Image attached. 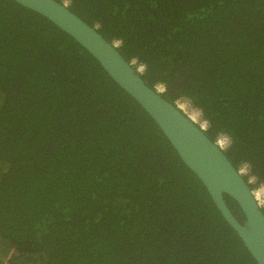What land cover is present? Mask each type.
<instances>
[{
    "label": "trees",
    "instance_id": "obj_1",
    "mask_svg": "<svg viewBox=\"0 0 264 264\" xmlns=\"http://www.w3.org/2000/svg\"><path fill=\"white\" fill-rule=\"evenodd\" d=\"M57 1L121 40L166 100L191 97L208 137L227 133L228 159L264 182V0ZM0 264H256L133 98L12 0H0Z\"/></svg>",
    "mask_w": 264,
    "mask_h": 264
},
{
    "label": "water",
    "instance_id": "obj_2",
    "mask_svg": "<svg viewBox=\"0 0 264 264\" xmlns=\"http://www.w3.org/2000/svg\"><path fill=\"white\" fill-rule=\"evenodd\" d=\"M56 26L83 48L109 78L156 124L183 164L202 183L223 219L242 241L256 264H264V212L252 187L206 134L181 116L162 95L157 96L96 27L70 10L67 1L12 0ZM225 196L233 199L245 221L237 220Z\"/></svg>",
    "mask_w": 264,
    "mask_h": 264
},
{
    "label": "clouds",
    "instance_id": "obj_3",
    "mask_svg": "<svg viewBox=\"0 0 264 264\" xmlns=\"http://www.w3.org/2000/svg\"><path fill=\"white\" fill-rule=\"evenodd\" d=\"M122 43L121 40H115L112 46L119 48ZM129 64L138 75H143L147 72V65L140 62L138 58H132ZM166 91L167 85L164 82H157L153 85V92L157 96L166 94ZM175 103V111L186 118L192 125L198 128V130H205L210 126V122L204 116L203 110L195 104L191 97L178 95ZM216 146L220 150H227L231 146V140L227 133L221 132L217 134ZM238 171L241 176H247L250 183L255 184L258 189L264 191V182L259 181L252 173L251 165L247 161L241 162Z\"/></svg>",
    "mask_w": 264,
    "mask_h": 264
},
{
    "label": "bare ground",
    "instance_id": "obj_4",
    "mask_svg": "<svg viewBox=\"0 0 264 264\" xmlns=\"http://www.w3.org/2000/svg\"><path fill=\"white\" fill-rule=\"evenodd\" d=\"M254 194L256 196L257 201H259L260 205L263 202V198H264V192L260 189H256L254 190Z\"/></svg>",
    "mask_w": 264,
    "mask_h": 264
},
{
    "label": "built area",
    "instance_id": "obj_5",
    "mask_svg": "<svg viewBox=\"0 0 264 264\" xmlns=\"http://www.w3.org/2000/svg\"><path fill=\"white\" fill-rule=\"evenodd\" d=\"M205 130H207V129H205ZM215 143H216V141H215ZM225 151H226V150H225ZM243 177L248 179V177H247V176H243ZM246 181H248V182H249V179H248V180H246ZM249 183H250V182H249ZM250 185H253V186H254L255 184H251V183H250ZM256 189H258V188H257V187H253V188H252V190H253V193H254V190H256ZM254 196H255V194H254ZM255 197H256V196H255ZM258 202H259V201H258ZM263 207H264V206H263Z\"/></svg>",
    "mask_w": 264,
    "mask_h": 264
},
{
    "label": "rangeland",
    "instance_id": "obj_6",
    "mask_svg": "<svg viewBox=\"0 0 264 264\" xmlns=\"http://www.w3.org/2000/svg\"><path fill=\"white\" fill-rule=\"evenodd\" d=\"M251 184H253V183H251ZM264 192V191H263ZM262 206H264V198H263V202H262V204H261Z\"/></svg>",
    "mask_w": 264,
    "mask_h": 264
}]
</instances>
